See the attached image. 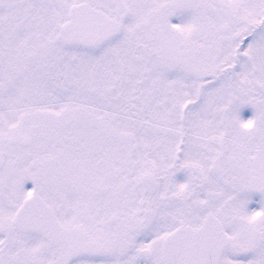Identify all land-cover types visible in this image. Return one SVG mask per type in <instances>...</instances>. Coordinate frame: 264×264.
Instances as JSON below:
<instances>
[{"label":"snow or ice","instance_id":"6c2138e0","mask_svg":"<svg viewBox=\"0 0 264 264\" xmlns=\"http://www.w3.org/2000/svg\"><path fill=\"white\" fill-rule=\"evenodd\" d=\"M0 264H264V0H0Z\"/></svg>","mask_w":264,"mask_h":264},{"label":"rangeland","instance_id":"374dc122","mask_svg":"<svg viewBox=\"0 0 264 264\" xmlns=\"http://www.w3.org/2000/svg\"><path fill=\"white\" fill-rule=\"evenodd\" d=\"M253 115V109L251 106H246L241 110V116L243 119H249Z\"/></svg>","mask_w":264,"mask_h":264},{"label":"flooded vegetation","instance_id":"af4514ba","mask_svg":"<svg viewBox=\"0 0 264 264\" xmlns=\"http://www.w3.org/2000/svg\"><path fill=\"white\" fill-rule=\"evenodd\" d=\"M26 187H29V188L32 187L30 181L27 183ZM256 200H259V196H258V195H256V196L254 197V201H256ZM250 207H251V208H255V207H258V205H257L255 202H253V203L250 205Z\"/></svg>","mask_w":264,"mask_h":264}]
</instances>
